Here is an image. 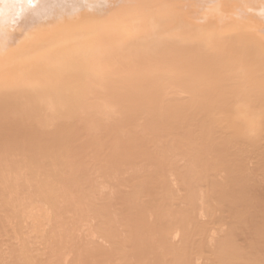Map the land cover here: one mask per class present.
Segmentation results:
<instances>
[{"label":"bare ground","instance_id":"bare-ground-1","mask_svg":"<svg viewBox=\"0 0 264 264\" xmlns=\"http://www.w3.org/2000/svg\"><path fill=\"white\" fill-rule=\"evenodd\" d=\"M0 189L13 264H264V0H0Z\"/></svg>","mask_w":264,"mask_h":264},{"label":"rangeland","instance_id":"rangeland-1","mask_svg":"<svg viewBox=\"0 0 264 264\" xmlns=\"http://www.w3.org/2000/svg\"><path fill=\"white\" fill-rule=\"evenodd\" d=\"M69 162H70V161H69ZM75 162H76V163H75V166L78 165L77 160H76ZM73 163H74V161H73L72 163H69V164H71V165H70L71 167L74 165ZM64 164H65V163H64ZM67 164H68V163H67ZM69 164H68V165H69ZM72 164H73V165H72ZM64 166H67V165L65 164ZM75 166H74V167H75ZM83 166H84V165H83ZM67 167H68V166H67ZM67 167H64V168H67ZM64 168H63V169H64ZM75 168H76V167H75ZM72 169H73V168H72ZM64 170H65V171H64ZM64 170H63V171L60 170V172L62 171V172H61L62 175H61V174L59 173V171H58V174L61 175V177L58 175V177H60V179L63 178V177L65 176V174H66L65 172H66L67 170H66V169H64ZM56 173H57V172H56ZM63 173H64V174H63ZM48 174H49V173H48ZM83 174H84L85 177H89V176L91 175V169H89V168H84V169H83ZM55 175L57 176V174H55ZM58 179H59V178H58ZM24 187H25V186H24ZM57 187L60 188L61 186H60V185H57ZM76 187H77V186H76ZM117 188H118V186H117ZM29 189H30V188H29ZM33 189H34V188H32V190H33ZM121 189H122L124 192H126V188H125V187L121 186ZM0 190H2V189H0ZM119 190H120V188H118V191H119ZM122 190H120V192H122ZM127 190H128V188H127ZM2 191H3V190H2ZM7 191H8V192H7ZM7 191H6V193H10V192H13V193H14V191H10V190H7ZM27 191H28V190H27ZM33 191H35V189H34ZM73 191H74V190H73ZM78 191H79V190H78ZM78 191H76V192L78 193ZM114 191H115V193H113V194H114V197H116V192H117V191H116V189H115ZM29 192H30V191H29ZM0 193H1V192H0ZM3 193H5V191L2 192V195H3ZM117 193H118V192H117ZM122 193H123V192H122ZM122 193H121V195H122ZM113 194H112V195H113ZM118 194H119V193H118ZM13 195H15V194H13ZM124 195H126V194L124 193ZM0 196H1V195H0ZM108 196H109V195H108L106 192H105V193H101V194H99V198H100L101 200H103V201H105V200L107 201V200H108L107 203H109V200H111L112 197H113V196H112L111 199H108ZM117 196H118V195H117ZM3 197H4V196H3ZM3 197H2V198H3ZM77 197H78V196H77ZM102 197H103V198H102ZM106 197H107V198H106ZM4 198H5V197H4ZM4 198H3V199H4ZM78 198H80V197H78ZM5 199H6V198H5ZM104 199H105V200H104ZM113 199H114V198H113ZM0 201H1V199H0ZM3 202H4V204H5V203H6V200H4ZM3 202H2V203H3ZM111 203H113V201L109 203L110 206L108 205V208H110V209H112V208H111V207H112ZM177 205H178V204H177ZM2 206H3V205H2ZM178 206H179V205H178ZM178 206H177V207H178ZM180 206H182V205H180ZM113 207H114V205H113ZM85 208H86V207H85ZM114 208H115V207H114ZM178 208H180V207H178ZM50 209L54 210L53 208H50ZM83 209H84V207H83ZM86 209H87V208H86ZM88 209H91V208L88 207ZM88 209H87V210H88ZM84 211H85V212H84V213H85L84 215H86L87 212H86L85 209H84ZM53 212H55V210H54ZM88 212H89V211H88ZM0 213H1V215H3L2 212H0ZM0 217H1V216H0ZM2 217H5V216L3 215ZM0 219H1V223H2V220H4V218H0ZM5 219H7V217H5ZM5 221H6V220H5ZM8 222H9V221L7 220V221H6V226L4 225L6 228H5V227H2V228H4V229L7 230V229H8L7 226L11 225V226H9L8 231H9V230H10V231L8 232V234L5 232L4 229H3V230L0 229L1 232H5V233H6V234H5V233H4V234H3V233L0 234V236H1L2 234L5 235L4 237H3V236L0 237V239H1L0 241H1V242L3 241V239H6V235H8V236H12L13 234L15 235V231L18 230V227H17V226H16V229H14V228H13L14 226L12 225V223L10 224V222H9V223H8ZM3 223H5V222L3 221ZM3 223H2L1 225H3ZM56 225H57V224H56ZM0 228H1V226H0ZM13 231H14V233H13V234L11 233V235H9V233H10V232H13ZM14 235H13V236H14ZM2 238H3V239H2ZM8 238H9V237H7V239H8ZM11 240H12V239L8 240L9 243L13 241V240H12V241H11ZM4 241H5V243L2 242L1 245H3V243H4L5 245H9V243L6 242L7 240H4ZM6 243H8V244H6ZM12 243H13V242H12ZM10 244H11V243H10ZM13 244H15V243H13ZM1 245H0V253H1V254H0V257H1V255H2V256L4 255L3 258L7 256V258H6V259H7V263H6V259H5V263H4V264H8V262H9V264H10V263L13 264L12 262H13L16 258L13 257L14 255H10V252H9V251H10V249H11L12 247L9 245V246H7V248H6L5 245H3V246H1ZM16 245H17V244H16ZM12 246H13V245H12ZM3 247H4V248H3ZM8 247H9L10 249H8ZM14 247H15V246H14ZM17 247H19V246L17 245ZM12 249H13V248H12ZM12 249H11V250H12ZM18 249H19V248H18ZM15 250H16V249H15ZM1 251H2V252H1ZM4 251H5V252H4ZM8 253H9V254H8ZM13 253H14V252H13ZM16 253L18 254V252H16ZM107 254H108V253H107ZM107 254L105 253V257H104V255H102V257H100L102 261H105V264L109 263L110 261H112L111 259L114 258V257H112V255H110L111 253L108 254V255H107ZM106 255H107L108 257H107ZM8 256H9V257H8ZM11 256H12V257H11ZM103 257H104V258L107 257V259L104 260ZM3 258L1 257V259H3ZM14 258H15V259H14ZM1 261H2V260H1ZM2 262H3V261H2ZM0 263H1V262H0Z\"/></svg>","mask_w":264,"mask_h":264}]
</instances>
